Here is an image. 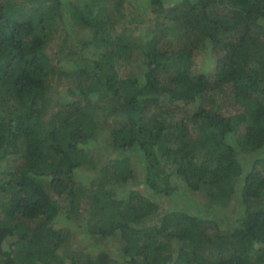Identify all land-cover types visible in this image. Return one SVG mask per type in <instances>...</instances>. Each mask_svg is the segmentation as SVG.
Returning a JSON list of instances; mask_svg holds the SVG:
<instances>
[{
    "label": "trees",
    "instance_id": "obj_1",
    "mask_svg": "<svg viewBox=\"0 0 264 264\" xmlns=\"http://www.w3.org/2000/svg\"><path fill=\"white\" fill-rule=\"evenodd\" d=\"M263 28L264 0H0V264H264Z\"/></svg>",
    "mask_w": 264,
    "mask_h": 264
},
{
    "label": "rangeland",
    "instance_id": "obj_2",
    "mask_svg": "<svg viewBox=\"0 0 264 264\" xmlns=\"http://www.w3.org/2000/svg\"><path fill=\"white\" fill-rule=\"evenodd\" d=\"M152 14L153 13H151L150 14V16L149 15H146L147 17L146 18H148L149 20H152ZM153 21V20H152ZM149 23V22H148ZM150 25L152 24V22L151 23H149ZM147 26V25H146ZM162 29H165L164 27L162 28ZM162 29H160V30H162ZM160 30H159V33H158V36H160V34H161V32H160ZM56 34V35H55ZM54 34V36H55V42H57L58 40H59V38H60V36L62 37V33L60 32V33H58V31L56 32ZM155 34H156V32H155ZM154 34V35H155ZM176 34V32H173L168 38H170V37H174V35ZM262 36H263V39H264V28H263V32H262ZM165 37H167V36H165ZM167 38V39H168ZM65 40V38H64V35H63V37H62V41H64ZM67 40V39H66ZM50 47H51V49H54V47H55V44L53 45V42L51 43V45H50ZM50 49V50H51ZM55 50V49H54ZM199 58H201V56H199ZM202 59V58H201ZM203 61V60H202ZM140 65V62L138 61V66ZM212 68V67H211ZM211 68H209L210 69V71H212L211 70ZM205 69V68H204ZM198 70L200 71V67H198ZM49 100L51 101L50 102V105H52V107L53 106H56L57 105V102L58 101H60L58 98H57V96H53L51 99L49 98ZM54 110V109H53ZM51 115H52V113L51 114H49L48 116H46L45 117V121L47 122V123H49L50 122V119H51ZM104 138V136L102 137V139ZM109 138V137H108ZM102 139H98L97 140V143H99V144H101L102 143ZM104 141L105 142H107V139H104ZM103 144V143H102ZM103 145H105V146H107V144H103ZM242 150H240V151H236V152H238V153H240L241 155H239V157H237L236 158V160L237 161H235V163H236V167H237V169L238 170H240V172L242 173V174H244L245 173V171L247 172V169L249 168V166H250V163L251 162H254V159L256 158V155L258 154V153H260V152H256V153H254V149L255 148H252V147H248V148H241ZM235 150H236V148H235ZM102 151V150H101ZM100 151V152H101ZM262 151H264V148H263V150ZM9 153L7 152V151H0V180L2 179V177L4 176V174H6V173H8V171H10V168H11V166H12V157L10 156V155H8ZM131 155H132V153H130ZM128 155V154H127ZM127 155H124V154H121V153H114V156H111V157H109V158H115V159H124ZM108 156V152L107 153H105L104 155H100V157H101V159L99 160V162L100 163H103L106 159H108V158H106ZM133 155L131 156V159H132V161H133V168H135L136 167V160H133ZM84 174H88L89 172H87V171H84L83 172ZM135 178H137L138 180H139V178H142L141 176L139 177L138 175H137V173L135 174ZM140 184V180L139 181H130L129 183H124V190H126V191H129V190H132V189H134V188H136L137 186V184ZM141 185V184H140ZM109 186V185H108ZM139 189H141L142 190V193H145L146 192V187H145V185L143 186V185H141V187H138ZM122 193V190L119 192V194H121ZM159 196L158 197H153V201L156 203L157 201H158V204L161 206V208H164V200H165V198H163V201H161V200H159ZM166 201V200H165ZM71 226V225H70ZM66 227H69L68 225H66ZM71 227H73L72 229H74L75 227H74V225L73 226H71ZM74 231H76V229H74ZM84 234L85 233H83V232H80V231H77V233H75V235L71 238V241H69L70 242V244L68 245L69 246V248L70 249H78L79 247L80 248H84V247H92V245H89V244H86V241L87 240H85V239H83V240H80L79 239V237H75L76 235H79V236H83L84 237ZM76 238V239H75ZM99 243V242H98ZM119 243V241H118V239H114V238H112V239H107V240H105V242H102V243H99V244H97L98 245V247H100V249H105V251H107V252H111V253H114V250H113V248H115L116 247V244H118ZM71 250V251H72ZM63 254V253H62ZM116 260H117V262H119L120 263V261H121V257H119V256H117L116 254L113 256ZM222 259H224V257L222 256Z\"/></svg>",
    "mask_w": 264,
    "mask_h": 264
},
{
    "label": "clouds",
    "instance_id": "obj_3",
    "mask_svg": "<svg viewBox=\"0 0 264 264\" xmlns=\"http://www.w3.org/2000/svg\"><path fill=\"white\" fill-rule=\"evenodd\" d=\"M197 71V70H196Z\"/></svg>",
    "mask_w": 264,
    "mask_h": 264
}]
</instances>
